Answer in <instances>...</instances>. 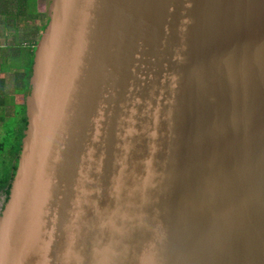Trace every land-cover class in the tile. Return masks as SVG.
<instances>
[{
  "label": "water",
  "instance_id": "1",
  "mask_svg": "<svg viewBox=\"0 0 264 264\" xmlns=\"http://www.w3.org/2000/svg\"><path fill=\"white\" fill-rule=\"evenodd\" d=\"M0 264H264V0H51Z\"/></svg>",
  "mask_w": 264,
  "mask_h": 264
},
{
  "label": "trees",
  "instance_id": "2",
  "mask_svg": "<svg viewBox=\"0 0 264 264\" xmlns=\"http://www.w3.org/2000/svg\"><path fill=\"white\" fill-rule=\"evenodd\" d=\"M23 1L25 5L0 7V12L6 14V18L11 21H19L21 18L35 20L36 11H32L27 6L28 0ZM47 25L48 23L40 26L39 30L44 32ZM27 40L26 36L18 35L13 39L14 44L11 47L0 51V74H4L0 77V122L4 124V133L0 138V196H4L2 210L9 198L18 169L24 132L28 125L26 98L31 91L30 81L33 75L36 46L34 44L32 47H27L24 44ZM9 74L14 78L12 90L7 79ZM16 96H22L24 102L17 103Z\"/></svg>",
  "mask_w": 264,
  "mask_h": 264
},
{
  "label": "crops",
  "instance_id": "3",
  "mask_svg": "<svg viewBox=\"0 0 264 264\" xmlns=\"http://www.w3.org/2000/svg\"><path fill=\"white\" fill-rule=\"evenodd\" d=\"M21 5H25L23 0H0V7ZM38 6L39 1L37 2V18H35V20H25L21 18L19 21H11L6 18V14L0 12V51L11 47L14 44L13 39L18 35L26 36L28 38L27 43H25L27 47H32L34 44L37 47L40 41L36 40L37 38H40L39 28L43 25L41 22L43 14L39 11ZM40 15L41 17H38Z\"/></svg>",
  "mask_w": 264,
  "mask_h": 264
},
{
  "label": "rangeland",
  "instance_id": "4",
  "mask_svg": "<svg viewBox=\"0 0 264 264\" xmlns=\"http://www.w3.org/2000/svg\"><path fill=\"white\" fill-rule=\"evenodd\" d=\"M39 1V11L43 14V17H41V22L43 25H46L48 23V15H49V5L51 0H38ZM37 0H28L27 6L32 10L36 11L37 7ZM44 32L39 31L40 38L36 40H40ZM39 37V36H38ZM27 42H24V44ZM36 50V49H35ZM4 74H0V77H3ZM8 81L10 82V89H13V82L14 78L11 74L7 77ZM10 90V91H11ZM16 102L22 104L24 102V98L22 96H16ZM10 111V110H9ZM3 122H0V138L2 137L4 130H3ZM4 204V196H0V210H2V206Z\"/></svg>",
  "mask_w": 264,
  "mask_h": 264
}]
</instances>
